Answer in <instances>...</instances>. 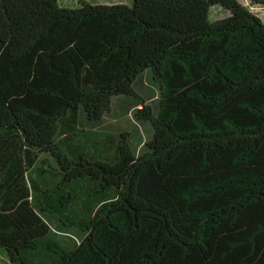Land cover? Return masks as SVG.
Here are the masks:
<instances>
[{
    "label": "trees",
    "instance_id": "trees-1",
    "mask_svg": "<svg viewBox=\"0 0 264 264\" xmlns=\"http://www.w3.org/2000/svg\"><path fill=\"white\" fill-rule=\"evenodd\" d=\"M100 2L0 0V264H264V22Z\"/></svg>",
    "mask_w": 264,
    "mask_h": 264
},
{
    "label": "rangeland",
    "instance_id": "rangeland-1",
    "mask_svg": "<svg viewBox=\"0 0 264 264\" xmlns=\"http://www.w3.org/2000/svg\"><path fill=\"white\" fill-rule=\"evenodd\" d=\"M70 1V0H67ZM90 1H95V0H90ZM97 1H102L100 3H117V2H122L124 1V3H129L131 4L132 2H127V0H97ZM241 3H243L244 5H246L247 7H249L250 11L257 15L259 18H261V20L264 22V7L263 6H252V4L248 1V0H239ZM230 14V11L221 7V6H213L211 8V11L209 13V20L210 21H215L217 19L226 17ZM145 80V85L142 87V91L145 95H148L151 91V88H153L154 85H152L150 83L149 80H147V78H144ZM133 114L134 111L131 112L130 114H128L126 117L122 116V117H115L113 115H110L107 119L105 124H107L108 126L116 129V130H123L124 128H126L127 126L130 125H135L138 129L139 132L142 134L143 137V141L145 139H148V126L144 123H141L139 121L136 120V122L133 119ZM135 142L139 143V139L136 137L135 138ZM140 146V145H138Z\"/></svg>",
    "mask_w": 264,
    "mask_h": 264
}]
</instances>
